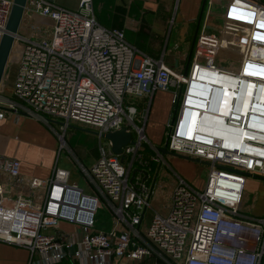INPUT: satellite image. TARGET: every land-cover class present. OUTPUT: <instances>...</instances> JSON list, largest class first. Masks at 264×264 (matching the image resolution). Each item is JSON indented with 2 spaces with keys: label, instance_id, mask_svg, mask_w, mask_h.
Here are the masks:
<instances>
[{
  "label": "built area",
  "instance_id": "built-area-1",
  "mask_svg": "<svg viewBox=\"0 0 264 264\" xmlns=\"http://www.w3.org/2000/svg\"><path fill=\"white\" fill-rule=\"evenodd\" d=\"M13 1L0 0V43ZM213 5L224 8L221 25L216 34L206 26L199 30L182 75L128 42L122 29L98 23L92 0H79L76 10L54 0L26 1L13 46L23 41L21 56L12 93L0 92V119L20 113L59 125L60 149L69 124L99 133L124 127L135 143L120 155L108 142L100 145L94 163L81 167L83 186L70 182L57 160L47 179H28L31 189L43 192L38 202L25 196L4 202L0 186V241L24 248V264H125V258L139 262L154 251L164 264H264V215L242 211L247 176H264V61L251 55L256 50L263 56L264 5L206 0L207 18ZM24 19L49 29L48 39L21 33ZM226 22L250 26L243 51L219 48ZM216 55L221 57L213 61ZM156 90L169 91L175 107L166 123L167 150L208 166L201 191L178 178L164 215L150 204L157 174L150 163L159 168L162 153L145 135ZM125 95L134 102L124 106ZM0 170L19 178V159L0 155ZM101 203L114 220L109 229L95 226Z\"/></svg>",
  "mask_w": 264,
  "mask_h": 264
},
{
  "label": "crops",
  "instance_id": "crops-1",
  "mask_svg": "<svg viewBox=\"0 0 264 264\" xmlns=\"http://www.w3.org/2000/svg\"><path fill=\"white\" fill-rule=\"evenodd\" d=\"M204 1L92 0V7L98 23L106 28L122 29L126 40L136 48L153 58L162 59L163 63L173 72L181 73L186 71L191 64L199 30L203 26L211 28L207 25L208 18L205 16ZM225 25L226 28L217 41L219 48H222L221 50L231 51L234 49L243 51L246 46L243 40L248 38L250 26L245 23L243 28H241L240 25L239 27L232 26L227 22ZM174 26L176 27L174 28ZM166 36L171 45L168 47L166 44L162 50V40ZM204 47L207 48V46ZM262 50L263 56L256 50L251 55L258 56L264 61V47H262ZM0 92L4 96L10 95L12 93V84L4 86L3 83ZM156 96L158 104L161 99L164 100L165 105L161 116L163 123H161V126L165 129L166 123L169 121L174 109L171 104V93L163 90L153 92L149 101L148 114H150L152 103ZM165 101H167L168 105H166ZM56 131V126L20 113L8 114L3 119H0V155L19 159L20 174L19 178H14L0 170V186L4 190V202H10L19 196H25L37 202L41 200L43 196L42 190L39 188L31 189L28 179H47L55 162L57 160L59 162L60 152L65 149V146L62 149L59 148L60 141ZM150 135L154 138V142H157L153 132H150ZM152 144L155 146L154 143ZM100 145H103V143L100 142ZM67 151L69 154L70 152L74 154L72 149L67 148ZM94 161L90 160V166ZM78 162L80 167H82L81 162ZM69 181L79 186L84 185V183L82 184L76 179H70V177ZM157 181L158 178L156 177L150 198L151 210H156L154 206H157L158 203L160 207H166L168 212L170 200L166 204V199L169 195L171 196L172 191H169L170 193L168 194L159 188L157 189ZM169 186L172 190L173 183L171 182ZM151 210L146 212L147 219L151 217ZM158 212L164 215L162 211ZM110 218V223L102 225L101 228L109 229L114 225V220L112 217ZM59 226L68 232H73L75 229L74 225L68 222H60ZM26 255L24 248L0 241V264H24ZM123 262L125 264H164L155 251L139 262L132 261L129 258H125ZM67 263L73 264L69 260H64L62 264ZM112 264L116 263L113 261Z\"/></svg>",
  "mask_w": 264,
  "mask_h": 264
},
{
  "label": "rangeland",
  "instance_id": "rangeland-1",
  "mask_svg": "<svg viewBox=\"0 0 264 264\" xmlns=\"http://www.w3.org/2000/svg\"><path fill=\"white\" fill-rule=\"evenodd\" d=\"M256 1L260 2L261 0ZM55 2L72 10L77 9L78 0H56ZM204 4L206 10V0L204 1ZM223 14L224 8L220 5H213L211 7L207 22V25L211 28H209L208 31L215 32L218 25L220 27ZM175 27L176 26H174V28ZM22 28L23 29H21L20 32L23 34H27L30 31L29 36L31 39H48L50 34L49 29L44 30L43 28L38 29L34 26H31L26 19H24L22 22ZM214 34H216V32ZM167 36L162 40V50L166 46V44L168 45V47H170L171 45V42H168L167 40ZM22 44L23 41L18 40L14 47L9 64L10 69L8 71V76L4 80V86H7V84L11 85L13 82L14 74L17 70V63L21 56ZM219 57H221V55L214 56L213 61H215ZM189 68L190 66L186 71L181 72V74L186 75L188 73ZM157 100L158 98L156 96L153 100L150 114L147 115L145 135L151 143L155 144V146L163 147L166 141L165 134L167 128L164 129L161 126V123H163L161 120L163 118L161 116L165 104L163 99L160 100L159 104L158 102H156ZM132 102H134L133 98H130L129 95L124 96V106L125 104H129ZM165 103L166 105H168L167 101H165ZM54 121L59 122L58 120ZM55 126L58 127L59 125L55 124ZM94 132H96L94 129L79 126L76 124H69L64 132V140L67 146L60 152L58 164L69 170L70 179H76L82 184L85 183L84 179L86 176L84 175V172L82 171L78 161H80L81 164L86 168H89L90 160L94 161L98 157L99 143H103L104 146H106L107 144L105 139L100 138ZM150 132H153L157 139V142H154V138H152ZM132 136L134 137V133L132 134ZM67 148L72 149L74 154L71 152L69 154ZM174 154L180 155L176 152H172V154H162V164L159 165V168L156 163L154 164L153 173L157 172L156 177L158 178L156 188H159L160 190L165 191L169 194L176 185L178 178H182L196 190L201 191L204 187L208 170V166L206 165V163H203L200 160L199 162L192 161L180 156H176ZM171 182L173 183L172 190L169 186ZM170 199L171 196L169 195V197L166 199V204L169 203ZM242 202V211L244 213L253 216L264 215V176H247L245 192L243 194ZM154 208L158 211H162L164 214H167L166 207H160L158 203L157 206H154ZM110 217V211L108 210L107 206L104 203H101L95 215V226L97 228H101L102 225H108L111 220ZM147 227V222H144V224L142 225V230H146Z\"/></svg>",
  "mask_w": 264,
  "mask_h": 264
},
{
  "label": "water",
  "instance_id": "water-1",
  "mask_svg": "<svg viewBox=\"0 0 264 264\" xmlns=\"http://www.w3.org/2000/svg\"><path fill=\"white\" fill-rule=\"evenodd\" d=\"M27 0H14L13 6L9 15V19L6 25V32L2 36V40L0 43V89L5 78L6 69L11 57V53L13 50V46L15 43L16 35L19 32V27L21 25V21L23 18V13L25 9ZM202 11V10H201ZM200 18V17H199ZM197 33V32H196ZM96 135H99L100 138L105 139L109 145L110 149L114 154L120 155L122 152V147L129 144H134L135 141L132 140L130 132H128L124 127L113 130L107 133H99L94 132ZM162 154H172L169 150H167L166 145L163 147L157 148ZM176 156L183 157L185 159H189L192 161H198V159L190 158L187 156H182L178 154H174ZM205 163V162H203ZM135 171H140L144 174V178L146 177V171L141 169H133V173Z\"/></svg>",
  "mask_w": 264,
  "mask_h": 264
},
{
  "label": "bare ground",
  "instance_id": "bare-ground-1",
  "mask_svg": "<svg viewBox=\"0 0 264 264\" xmlns=\"http://www.w3.org/2000/svg\"><path fill=\"white\" fill-rule=\"evenodd\" d=\"M12 53H13V52H12ZM11 57H12V54H11ZM11 57H10V58H11ZM208 75H209V74H208ZM195 76L198 77V80H204V82H206V81H207V82H210V80H211V79L209 78V76H207L206 78L203 77V76H202V73H200V74L196 73ZM204 84H205V83H204ZM206 87H209V86H206ZM212 89H213V88H212Z\"/></svg>",
  "mask_w": 264,
  "mask_h": 264
},
{
  "label": "trees",
  "instance_id": "trees-1",
  "mask_svg": "<svg viewBox=\"0 0 264 264\" xmlns=\"http://www.w3.org/2000/svg\"><path fill=\"white\" fill-rule=\"evenodd\" d=\"M261 2H262V4L264 5V0H261ZM173 108H174V109H173V112H172V116H173L174 113H175V107H173ZM164 145H166V143H165ZM164 145H163V146H164ZM145 150H146V151H150V150L148 149V147H145ZM154 164H155L154 162H151V163H150L152 169H153V167H154ZM62 263H63V261H62L61 263H58V264H62ZM67 264H68V263H67Z\"/></svg>",
  "mask_w": 264,
  "mask_h": 264
}]
</instances>
